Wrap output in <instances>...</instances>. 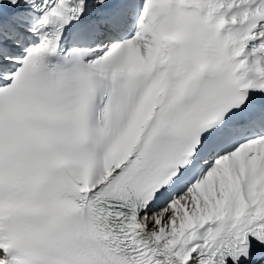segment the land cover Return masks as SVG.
Returning a JSON list of instances; mask_svg holds the SVG:
<instances>
[{
	"label": "snow or ice",
	"instance_id": "1",
	"mask_svg": "<svg viewBox=\"0 0 264 264\" xmlns=\"http://www.w3.org/2000/svg\"><path fill=\"white\" fill-rule=\"evenodd\" d=\"M0 264H264V0H0Z\"/></svg>",
	"mask_w": 264,
	"mask_h": 264
}]
</instances>
